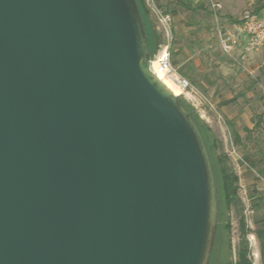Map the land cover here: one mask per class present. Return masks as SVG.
Returning <instances> with one entry per match:
<instances>
[{
  "label": "water",
  "instance_id": "water-1",
  "mask_svg": "<svg viewBox=\"0 0 264 264\" xmlns=\"http://www.w3.org/2000/svg\"><path fill=\"white\" fill-rule=\"evenodd\" d=\"M151 59L137 0H0V264H210V153Z\"/></svg>",
  "mask_w": 264,
  "mask_h": 264
},
{
  "label": "rangeland",
  "instance_id": "rangeland-1",
  "mask_svg": "<svg viewBox=\"0 0 264 264\" xmlns=\"http://www.w3.org/2000/svg\"><path fill=\"white\" fill-rule=\"evenodd\" d=\"M185 2L188 3V0ZM212 3L219 5L216 12L220 27L229 31L234 23L241 21L246 11H255L264 4V0H192L188 4L190 8L180 5L177 0L162 1L163 8L174 20V38L179 40L182 34L186 36V40L183 39L186 47L184 55L176 52L177 47L173 45L175 68L183 76L180 64L186 58H192V62L201 63L200 69H209L211 82L206 85L191 83L197 93L181 94L179 98L205 135L220 186V155L227 156L228 166L236 173L243 169L240 156L249 164L255 162L257 166L253 167L254 170L264 175V48L245 53L240 38L231 54H227L219 41ZM144 20L150 48L157 53L161 50L160 44H164L163 36L152 15L147 14ZM210 61H223L221 77L209 74ZM230 124L235 126L242 139L239 145L233 139ZM213 140L217 143V150L212 148ZM240 197L245 205L249 228L251 231L257 229L252 224L257 216L249 213L248 195L243 189H240ZM261 216L258 215L259 219ZM250 236V257L255 262ZM239 242L238 218L233 210L225 208L219 193V223L210 264H234Z\"/></svg>",
  "mask_w": 264,
  "mask_h": 264
},
{
  "label": "built area",
  "instance_id": "built-area-1",
  "mask_svg": "<svg viewBox=\"0 0 264 264\" xmlns=\"http://www.w3.org/2000/svg\"><path fill=\"white\" fill-rule=\"evenodd\" d=\"M149 15H152L162 34L164 44H160L161 50L155 53L151 59L150 69L155 75H162L178 87L182 94L193 93L197 90L191 82L182 76L175 68L172 57V49L175 41L172 15L163 8V0H142ZM218 36L222 48L227 54H231L240 38L244 37L243 50L245 53L258 52L264 48V9L256 14L254 11H246L240 22L234 23L229 31L220 27L217 15L219 5L212 3Z\"/></svg>",
  "mask_w": 264,
  "mask_h": 264
},
{
  "label": "crops",
  "instance_id": "crops-1",
  "mask_svg": "<svg viewBox=\"0 0 264 264\" xmlns=\"http://www.w3.org/2000/svg\"><path fill=\"white\" fill-rule=\"evenodd\" d=\"M186 36L182 34L179 40L175 39L174 47L176 52H180L181 55L186 53V47H184V40ZM242 47L245 42V38H241ZM186 57V56H185ZM192 58H186L185 61H182L180 64L183 76L187 78L191 83H200L201 85H206V83L211 82L208 78V67L200 69L201 63L198 61H191ZM210 75H217L221 77L224 64L223 61H210L209 63ZM216 70V72L214 71ZM187 73V74H186ZM213 81V80H212ZM240 159L243 169L237 173L240 181V188L245 191L248 195V211L250 214L256 215L257 218L254 220L253 227L256 226L257 229H252V234H250V240L252 242L253 256L255 262L253 264H264V253L262 252L261 240L264 239V175L254 170L249 163H247L242 157L238 156ZM261 214L262 216L258 217ZM260 237V238H259ZM258 243V245H257ZM253 261V260H252Z\"/></svg>",
  "mask_w": 264,
  "mask_h": 264
},
{
  "label": "trees",
  "instance_id": "trees-1",
  "mask_svg": "<svg viewBox=\"0 0 264 264\" xmlns=\"http://www.w3.org/2000/svg\"><path fill=\"white\" fill-rule=\"evenodd\" d=\"M177 2L186 8H190L189 5L192 2V0H188V3H186L185 0H177ZM137 3H138L141 15L143 17L144 25H145L144 17L147 14L149 15V12L147 11V9H146L144 3H142V1L137 0ZM263 9H264V4L257 7L254 12L256 14H259ZM145 30H146V26H145ZM146 33H147V30H146ZM147 39H148V47H149L150 53L153 56L155 53L150 48L148 34H147ZM192 117L194 118L193 115H192ZM194 120L196 121L195 118H194ZM196 123H197V121H196ZM198 126H199V124H198ZM230 127L232 129L233 139H234L235 143L239 145L242 142V139H241L238 131L235 129V126L230 124ZM199 129H200V131L204 137L205 143H206L208 150H209V153H210V148L208 146V142H207L205 135H204L200 126H199ZM212 148L214 150L218 149V146H217V143L215 140H213ZM210 157H211V153H210ZM211 160H212V157H211ZM218 162L221 166L220 186H218L217 176H216L217 190H218V204H219V193H220L221 200H222L225 208L227 210H230V211L233 210L235 212V214L238 218V222H239L240 242H239V245L237 248V259H236L234 264H253V261L250 257L251 251H250L249 241H248V236L250 234H252V231L247 224L246 216H245V205H244V202L242 201V199L240 197V189L241 188H240L239 177H238L237 173L231 167L228 166L226 155H220ZM212 164H213L214 172L216 175V170H215L213 160H212ZM250 165L252 168L257 166L255 162L251 163ZM262 173H264V171ZM215 243H216V240H215ZM261 247H262V252L264 253V239L261 240ZM213 251H214V249H213ZM212 254H213V252H212ZM211 258H212V255H211ZM210 262H211V259H210Z\"/></svg>",
  "mask_w": 264,
  "mask_h": 264
},
{
  "label": "bare ground",
  "instance_id": "bare-ground-1",
  "mask_svg": "<svg viewBox=\"0 0 264 264\" xmlns=\"http://www.w3.org/2000/svg\"><path fill=\"white\" fill-rule=\"evenodd\" d=\"M157 77L162 81L164 85L168 87L169 90H171L176 96H179L182 94V91L176 87L170 80L165 78L162 75H157Z\"/></svg>",
  "mask_w": 264,
  "mask_h": 264
}]
</instances>
